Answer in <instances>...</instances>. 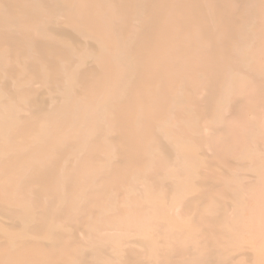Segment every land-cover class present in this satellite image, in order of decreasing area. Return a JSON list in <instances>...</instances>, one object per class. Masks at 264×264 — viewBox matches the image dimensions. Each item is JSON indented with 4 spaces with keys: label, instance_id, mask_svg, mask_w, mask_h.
Wrapping results in <instances>:
<instances>
[{
    "label": "rangeland",
    "instance_id": "obj_1",
    "mask_svg": "<svg viewBox=\"0 0 264 264\" xmlns=\"http://www.w3.org/2000/svg\"><path fill=\"white\" fill-rule=\"evenodd\" d=\"M0 264H264V0H0Z\"/></svg>",
    "mask_w": 264,
    "mask_h": 264
}]
</instances>
